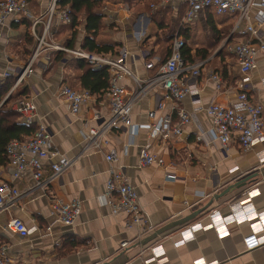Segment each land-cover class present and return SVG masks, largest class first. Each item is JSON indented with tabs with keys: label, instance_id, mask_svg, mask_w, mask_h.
<instances>
[{
	"label": "crops",
	"instance_id": "obj_1",
	"mask_svg": "<svg viewBox=\"0 0 264 264\" xmlns=\"http://www.w3.org/2000/svg\"><path fill=\"white\" fill-rule=\"evenodd\" d=\"M102 1L106 6L103 9L101 32L110 35L119 44V50H127L129 56L126 65L137 78L146 80L152 76L149 75L146 63H154L155 55H151L159 50L157 36L164 27L172 26L182 19L184 4L158 3L147 8L141 0L132 3L123 0ZM50 3L51 0H37L38 12L31 10V17H27L31 22L29 27L21 23V16H10L0 25V82L5 79L4 72L23 70L29 64L37 46L32 29L40 34L47 20ZM158 10L159 19L153 21V15ZM209 11L205 9L200 12L198 18L189 25L188 36L194 47L199 46V40H204L201 36H209L208 19L212 16ZM261 12H264V7L252 8L249 11L250 19L255 13ZM51 23V39L63 46V40L69 38L71 32L65 31L62 39L57 40L53 32L61 22L56 14ZM224 24L225 21L214 22L218 30ZM234 26L235 21L227 34H221L219 43L206 59L212 64L207 65L202 61L204 65L196 80L198 102L193 104L192 98L186 96L179 103L191 119L182 135L168 141L152 140L150 143V151L163 158L164 166H138L140 148L147 143V129L144 127L149 123L147 113L156 106L159 87H152L144 98L133 105L131 122L134 134L131 129L124 127L116 128L108 134L113 141L116 136L121 140L120 145H115L117 161L111 163L105 160V150H83L84 133L95 124L92 120L94 112H99L105 118L109 116L107 94H91L79 114L73 116L59 93L64 83L79 88L65 61H55L50 55L47 60L46 53L51 49L42 51L34 59L15 89L27 87L25 98H30L36 106L35 122L45 126L52 138L54 150L72 159V164L45 190L35 185L29 170L21 177L14 178L8 165L0 169V181L9 182L21 194L14 204L0 210V245L8 247L11 258L25 264H197L201 260L205 264H264V247L248 252L244 249L243 237L251 231L247 221L227 223V233L222 238L217 236L213 227H207L196 231L184 247L176 249L173 246L179 237V230L185 225L192 222L207 225L208 214L214 211L227 216L233 203L249 199L247 202L257 212H264V141L244 151L235 141L223 148L219 142H209L205 136L200 141L196 140V136L208 130L212 124L205 112L208 103H232L242 88L252 100L262 104L264 120V50L257 52L248 80L243 82L229 46L238 41L254 39L249 34H240L239 29H243L244 22L237 29ZM78 30L79 42L85 33L82 25ZM26 33L31 36L32 45L26 44ZM260 34L264 37V24ZM229 38L232 43L225 47ZM172 40L168 41L169 46ZM73 49L79 48L77 46ZM212 73L221 78L219 89L210 78ZM121 83L128 90L134 88L129 78H124ZM170 112L171 103L166 100L164 108L156 111V116ZM176 119L174 113L173 120ZM111 166L119 168L135 187L138 202L155 228L152 233L138 236L137 228L125 227L123 213L111 212L104 200L105 183ZM164 173H171L176 178L166 180ZM245 178L248 180L243 186L229 189L218 197L229 186ZM254 189L255 193L248 197L247 193ZM54 196L79 201L80 211L72 225L52 221L50 200ZM194 212L199 213L187 223L167 228ZM10 217H17L28 228L37 229L20 237L7 230L6 223ZM50 223V231L46 232L45 227ZM158 230L164 231L146 241ZM122 241L128 242V246L121 248ZM152 245H160L164 249L161 261L151 260L147 248Z\"/></svg>",
	"mask_w": 264,
	"mask_h": 264
},
{
	"label": "built area",
	"instance_id": "obj_2",
	"mask_svg": "<svg viewBox=\"0 0 264 264\" xmlns=\"http://www.w3.org/2000/svg\"><path fill=\"white\" fill-rule=\"evenodd\" d=\"M56 0H51L47 10V20L40 32L37 34L32 29V35L36 38L37 46L33 52L29 64L23 70L13 69L12 74L16 79L9 89L11 93L23 80L30 65L34 59L46 50H62L75 57L86 59L92 65H106L110 72V84L107 89L109 116L103 117L99 112H94L92 120L95 122L87 128L84 133V151H104L105 160L116 162L117 154L115 145H120L121 140L116 136L115 141L110 139L108 134L116 128L131 129L134 134L135 129L131 122L132 107L139 100L144 98L152 87H159L160 93L156 106L147 113L149 123L144 127L147 129V143L140 148L138 166L145 167L151 164L164 166L162 157L157 156L150 151L152 140L168 141L172 138H178L184 132L191 119L189 114L179 106V103L186 96L192 98V103L198 102L197 77L200 75V68L204 62L185 63L181 54L184 45L183 39L176 33L170 44V54L166 60L161 63L156 72L147 78L141 80L137 78L125 61L129 53L125 48H121L115 56H106L103 54L89 53L80 49H68L56 44L51 39L50 23L53 16L58 17L62 23L70 21L69 9L55 10ZM173 2H180L185 5L181 24L194 22L199 13L205 9H211L217 15H234L235 26L237 29L240 23L244 22L243 29H239L240 34H249L254 39L247 41H238L229 46V52L233 55L239 72L242 75V81L248 80V74L251 71L257 52L264 50V37L260 30L264 24V12L255 13L250 19L249 11L252 8L264 7V0L255 2L254 0H161V5H169ZM10 16L31 17L26 0H1L0 1V25ZM36 22V21H35ZM47 60L49 59L46 53ZM159 61L157 56L154 57ZM153 62L146 63V67L151 69ZM9 71L3 73V77L11 75ZM124 78H129L134 83V88L128 90L121 83ZM210 78L215 82L216 88H220L221 78L216 74H210ZM264 91V80L262 81ZM60 96L68 104L70 114L76 116L79 114L83 104L91 97L88 90L75 89L67 83L61 85ZM171 103L172 112L156 116V111H161L165 106V101ZM12 109L19 114V120L27 127H31L32 133L25 139H13L6 148L8 154V166L12 170V176L19 178L29 170L35 185L42 190L57 180L61 174L72 164V159L59 155L54 150L52 138L44 125L35 122L36 106L30 98H21L12 104ZM205 112L211 119V127L202 131L196 136L200 141L202 137H208L209 142L217 141L223 148H227L230 143L235 141L242 150H247L257 143L264 141V120L263 106L248 96L242 88L236 95L232 103L222 104L211 101L205 107ZM175 113L177 119L173 120ZM109 147V148H108ZM263 159V158H262ZM47 164V166H45ZM166 180L175 179V175L164 173ZM256 189L246 192L248 197L255 193ZM18 189L6 181H0V210L10 207L20 197ZM104 200L110 206L112 213H123L125 215V227L131 229L137 228L138 236L150 234L154 231V226L149 222L146 214L142 210L135 187L127 181L119 168L111 166L109 168L108 178L105 183ZM246 199L241 202L231 204L230 213L227 216L221 215L218 211L208 214V224L201 222H192L179 230V237L173 246L176 249L182 248L194 237L196 231L213 227L219 238L227 233V223L244 222L250 223L251 231L243 237L245 251H252L264 247V212H257L250 202ZM80 211V203L73 198L65 200L54 196L50 200V215L53 222H61L65 225H72ZM8 231L25 237L35 231L37 228H28L24 222L17 217H10L6 223ZM51 223L45 227L49 232ZM262 233V235L260 234ZM121 248L128 246V242L122 241ZM151 255V260L161 261L164 258V249L160 245H152L147 248ZM0 264H25L17 261L8 255V247L0 245ZM197 264H205L203 260Z\"/></svg>",
	"mask_w": 264,
	"mask_h": 264
},
{
	"label": "trees",
	"instance_id": "obj_3",
	"mask_svg": "<svg viewBox=\"0 0 264 264\" xmlns=\"http://www.w3.org/2000/svg\"><path fill=\"white\" fill-rule=\"evenodd\" d=\"M26 1L30 12L32 10L34 13H37V0ZM123 1L126 3H132L133 1L139 0ZM141 1L144 2V7L146 6L147 8H149L151 4L155 6L161 2V0ZM101 3L102 0H56L55 10L59 11L68 8L70 21L68 23L61 22L58 24L55 32H53L54 37L57 40H60L62 39L64 32L69 30L71 35L69 38L63 40L62 43L64 47L73 49L78 46L80 50L89 53L103 54L106 56L117 55L119 53V44L113 41L110 35L101 32L103 27L102 19L104 17ZM209 10L212 15L208 19L210 23V30L208 31L209 36H201V39L204 38V40H199L200 44L197 47L193 46L191 37L189 38L188 36V30L190 28L189 25L191 23L181 24L180 19L176 24L164 27V30H162V32L158 34L156 38V41L159 43V50L151 55L157 56L159 61L154 62V66L149 69V75H153L156 72L158 66L169 56L171 48L168 45V41L174 38L176 32L182 37L184 42V45L181 49V54L185 63L192 64L198 60L204 61L207 65L212 64V62L206 61V59L211 55L212 51L219 43V39L222 37L221 34H227L228 30L233 26L235 20L234 15H217L213 10ZM158 13L159 10L158 12L154 13L153 21H157L159 19ZM21 18V23H24L27 27H29L31 22L28 20V18L25 16H21ZM215 21H225L224 27L220 30L216 29L214 25ZM51 24L52 23H50V28ZM81 25L83 26L85 34L78 42V27ZM25 35L26 44H31V36H29L27 33ZM230 43H232L231 38L228 39L225 47ZM25 50L28 52L27 47ZM48 55L52 56V59L55 61H65V64L72 72V76L78 82V89L88 90L90 94L95 95H103L107 92L108 86L110 84V72L108 71V66L92 65L86 59L75 57L72 54L62 50H52L48 53ZM15 79L16 77L11 75L0 82V169L8 165V154L6 152L8 143L13 139L27 138L32 133L33 129L20 123L19 114L12 109V104L14 102L28 94L27 87L14 89L5 98V95L13 85ZM4 124H7L8 126H5Z\"/></svg>",
	"mask_w": 264,
	"mask_h": 264
},
{
	"label": "water",
	"instance_id": "obj_4",
	"mask_svg": "<svg viewBox=\"0 0 264 264\" xmlns=\"http://www.w3.org/2000/svg\"><path fill=\"white\" fill-rule=\"evenodd\" d=\"M3 101H4V100H3ZM3 101H2V102H3ZM247 180H248V178H245L244 180H242V181H240V182H237L236 184H234V185H232V186H229V188L226 189V190H225L224 192H222L221 194H219L218 197H220V196L223 195L224 193L228 192L229 189H233L234 187H240V186H243L244 183H245ZM199 212H200V211H199ZM199 212H194L193 214H191V215H189V216H187V217H185V218H183V219H181V220H179V221H177V222H173L172 224H170L169 226H167V228H169V227H173V226H177V225H181V224H184V223H187L188 221L192 220V219L194 218V216H195L196 214H198ZM165 229H166V228H165ZM165 229H164V230H165ZM164 230H158V231L154 232L150 238H147L146 241L151 240L155 235H157V234L163 232Z\"/></svg>",
	"mask_w": 264,
	"mask_h": 264
},
{
	"label": "rangeland",
	"instance_id": "obj_5",
	"mask_svg": "<svg viewBox=\"0 0 264 264\" xmlns=\"http://www.w3.org/2000/svg\"><path fill=\"white\" fill-rule=\"evenodd\" d=\"M101 6H102V9H104V6H106L104 1H102Z\"/></svg>",
	"mask_w": 264,
	"mask_h": 264
}]
</instances>
